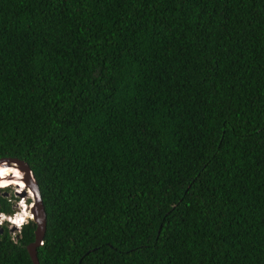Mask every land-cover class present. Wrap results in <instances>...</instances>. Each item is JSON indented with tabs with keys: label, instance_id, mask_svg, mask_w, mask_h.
I'll return each instance as SVG.
<instances>
[{
	"label": "trees",
	"instance_id": "trees-1",
	"mask_svg": "<svg viewBox=\"0 0 264 264\" xmlns=\"http://www.w3.org/2000/svg\"><path fill=\"white\" fill-rule=\"evenodd\" d=\"M2 157L40 264H264V0H0Z\"/></svg>",
	"mask_w": 264,
	"mask_h": 264
},
{
	"label": "water",
	"instance_id": "water-1",
	"mask_svg": "<svg viewBox=\"0 0 264 264\" xmlns=\"http://www.w3.org/2000/svg\"><path fill=\"white\" fill-rule=\"evenodd\" d=\"M3 164H7V165L14 164V165H16L17 168L22 171L23 180L25 181V184L29 185L30 188L34 192V199H33V202L31 203V205L29 207L32 214H33V217L31 218V220L35 223L34 240L29 242L26 245V248H27V251L29 253V256H30L32 262L34 264H40L38 261V257H37L36 247H37L38 243H40V241L42 240V237H43L44 232H45L46 212L44 209L42 199L40 197L38 184L36 182V179L34 178V175L32 173V170H31L29 164L26 161L19 159V158H16V157H2V158H0V165H3ZM27 177H29L31 180H28ZM1 187L2 186H0V194L3 195L6 192L1 191ZM16 194L19 195L20 198H22L24 195L27 194V192H26V189H21V190H16ZM13 228H15V226H13Z\"/></svg>",
	"mask_w": 264,
	"mask_h": 264
},
{
	"label": "bare ground",
	"instance_id": "bare-ground-1",
	"mask_svg": "<svg viewBox=\"0 0 264 264\" xmlns=\"http://www.w3.org/2000/svg\"><path fill=\"white\" fill-rule=\"evenodd\" d=\"M11 172H15V173H19V175H21V179L20 182L29 189V195H32V189L30 188L29 185L25 184V181L23 180V174L22 171L19 170L16 166L15 167H7V166H2L0 165V186H5V181L7 179H10V177H12L13 175L11 174ZM3 174V175H2ZM28 180H31L29 177H27ZM31 183V182H30ZM34 193V192H33ZM33 198H34V194H33ZM26 202V201H25ZM25 202H23L21 205V209H18L17 212L14 213V215H11L9 217L10 221L12 222V224L15 227H20L23 223L27 222L30 218L33 217V214L29 208V204H26ZM6 215H2V217L0 218L5 219ZM19 221V223L17 222Z\"/></svg>",
	"mask_w": 264,
	"mask_h": 264
},
{
	"label": "flooded vegetation",
	"instance_id": "flooded-vegetation-1",
	"mask_svg": "<svg viewBox=\"0 0 264 264\" xmlns=\"http://www.w3.org/2000/svg\"><path fill=\"white\" fill-rule=\"evenodd\" d=\"M2 166H7V167H15L16 168V165L14 164H10V165H7V164H3ZM11 174L13 175L12 177H10V179H7L5 181V186H2L1 187V191H5V192H8L9 188L10 187H14V190L11 192L13 193L15 196H18L17 198L14 197L13 198V204L17 206L18 209H21V205L23 202H25L26 204H29V207L31 205V203L33 202V198L29 195V189L26 188L21 182H20V179H21V175H18L17 173L15 172H11ZM3 175V174H2ZM21 189H26V192L27 194L24 195L22 198H20L19 195L16 194V190H21ZM1 195V194H0ZM10 195V194H9ZM31 199H29V198ZM13 205V206H14ZM15 208V207H14ZM9 223V222H8Z\"/></svg>",
	"mask_w": 264,
	"mask_h": 264
},
{
	"label": "rangeland",
	"instance_id": "rangeland-1",
	"mask_svg": "<svg viewBox=\"0 0 264 264\" xmlns=\"http://www.w3.org/2000/svg\"><path fill=\"white\" fill-rule=\"evenodd\" d=\"M13 190H14V187L12 186V187L9 188L8 192H6V193L3 194V195H4V196H6V195L8 196ZM33 194H34V193H33V191H32V195H31L32 198H33ZM28 198H29V197H28ZM29 199H30V198H29ZM33 199H34V198H33ZM30 200H31V199H30ZM13 205H14V204H13ZM14 207H15V211H14V213H15V212L18 211V210H17L18 208H17L16 205H14ZM14 213H13V214H14ZM13 226H14V225L11 224V223L9 222L10 230L12 229L11 232H13V231H18V230H19V227H15V228H13Z\"/></svg>",
	"mask_w": 264,
	"mask_h": 264
},
{
	"label": "built area",
	"instance_id": "built-area-1",
	"mask_svg": "<svg viewBox=\"0 0 264 264\" xmlns=\"http://www.w3.org/2000/svg\"><path fill=\"white\" fill-rule=\"evenodd\" d=\"M2 215H6V218H5V219H2V220L0 219V225H1L2 222H4V221H7V220L10 221L9 217L11 216V214H6V213L0 211V218L2 217ZM13 215H14V214H13Z\"/></svg>",
	"mask_w": 264,
	"mask_h": 264
},
{
	"label": "clouds",
	"instance_id": "clouds-1",
	"mask_svg": "<svg viewBox=\"0 0 264 264\" xmlns=\"http://www.w3.org/2000/svg\"><path fill=\"white\" fill-rule=\"evenodd\" d=\"M18 210V209H17ZM14 213V212H13ZM13 213L11 214V215H13ZM31 219V218H30ZM7 222H10L11 224H12V222L11 221H9V220H7ZM18 223H19V221H17ZM21 227V226H20ZM19 227V228H20Z\"/></svg>",
	"mask_w": 264,
	"mask_h": 264
},
{
	"label": "snow or ice",
	"instance_id": "snow-or-ice-1",
	"mask_svg": "<svg viewBox=\"0 0 264 264\" xmlns=\"http://www.w3.org/2000/svg\"><path fill=\"white\" fill-rule=\"evenodd\" d=\"M19 175V173H17Z\"/></svg>",
	"mask_w": 264,
	"mask_h": 264
}]
</instances>
